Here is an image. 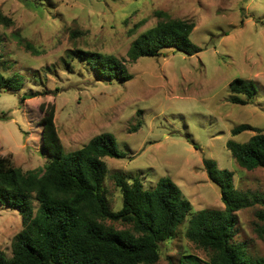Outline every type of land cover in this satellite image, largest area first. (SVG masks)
I'll list each match as a JSON object with an SVG mask.
<instances>
[{"label": "rangeland", "instance_id": "1", "mask_svg": "<svg viewBox=\"0 0 264 264\" xmlns=\"http://www.w3.org/2000/svg\"><path fill=\"white\" fill-rule=\"evenodd\" d=\"M0 12L12 19L0 22V68L24 76L21 88H0V155L24 170L43 171L49 156L40 150L39 105L54 102L64 152L99 132L114 135L123 155L102 157L110 208L121 206L114 178L119 170L137 176L145 188L161 176L170 177L192 212L224 207L220 188L203 165L204 158H212L233 171L238 189L263 199L236 211L234 240L244 242L252 259L264 255V242L253 228L255 221H264L258 216L264 210V167L241 166L226 144L256 132L233 134L232 127L241 122L264 131V0H0ZM167 17L193 21L190 38L201 50L186 54L163 48L158 55L131 60V41ZM18 32L39 52L26 48ZM73 48L113 53L132 77L99 76L84 60L67 54ZM234 77L256 85L249 102L228 99ZM37 90L47 93L22 97ZM189 216L173 237L160 242L153 264H179L187 254L208 258L185 234ZM21 227L18 209L0 203V251L7 256Z\"/></svg>", "mask_w": 264, "mask_h": 264}, {"label": "trees", "instance_id": "2", "mask_svg": "<svg viewBox=\"0 0 264 264\" xmlns=\"http://www.w3.org/2000/svg\"><path fill=\"white\" fill-rule=\"evenodd\" d=\"M0 22L10 24L12 19L0 12ZM193 27L194 22L188 19H160L131 41L127 54L136 60L172 47L193 54L201 50L190 38ZM16 37L30 51L39 52L19 32ZM66 52L84 60L99 76L132 77L126 63L113 53L82 48ZM23 84L22 73L6 74L0 68V88L19 89ZM228 87V99L240 104L249 102L257 91L252 80L242 77L231 79ZM38 93L47 92L31 91L22 97ZM39 108L43 113L40 150L49 156L43 171L24 170L0 155V203L16 207L22 224L11 242V255L0 251V264H153L159 257L160 242L175 235L187 214L185 234L208 252V258L187 254L179 264H264V255L252 259L244 242L234 240L236 211L263 199L238 189L231 169L219 167L212 158L203 159L208 178L220 188L224 207L196 212L191 211V202L170 177L161 176L145 188L137 176L128 177L117 170L114 178L121 191V206L112 209L103 187L107 166L102 157L123 155L114 135L99 132L82 146L64 152L53 118L54 102H42ZM246 129L256 132L245 141L228 139L226 144L241 166L264 167V131L241 122L231 132ZM258 216L264 219V210L258 211ZM106 219L127 226L117 228ZM253 228L264 242V221H255Z\"/></svg>", "mask_w": 264, "mask_h": 264}]
</instances>
